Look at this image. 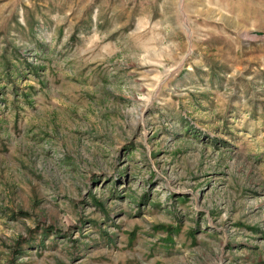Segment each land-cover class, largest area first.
<instances>
[{"label": "rangeland", "instance_id": "obj_1", "mask_svg": "<svg viewBox=\"0 0 264 264\" xmlns=\"http://www.w3.org/2000/svg\"><path fill=\"white\" fill-rule=\"evenodd\" d=\"M0 264H264V0H0Z\"/></svg>", "mask_w": 264, "mask_h": 264}]
</instances>
